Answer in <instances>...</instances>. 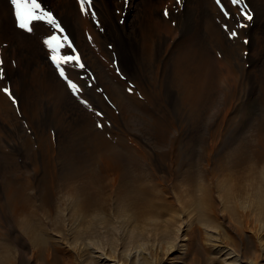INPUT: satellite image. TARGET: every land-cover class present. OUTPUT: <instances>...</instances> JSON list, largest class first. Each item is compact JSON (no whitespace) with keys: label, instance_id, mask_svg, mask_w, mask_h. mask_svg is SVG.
Instances as JSON below:
<instances>
[{"label":"bare ground","instance_id":"obj_1","mask_svg":"<svg viewBox=\"0 0 264 264\" xmlns=\"http://www.w3.org/2000/svg\"><path fill=\"white\" fill-rule=\"evenodd\" d=\"M245 1L251 20L231 0L230 17L212 0H91L88 15L41 0L81 52L75 96L47 60L51 26L18 29L0 0V88L17 101L0 91V264H264V0ZM254 96L261 116L229 127ZM80 150L102 161L108 213L84 196Z\"/></svg>","mask_w":264,"mask_h":264},{"label":"rangeland","instance_id":"obj_2","mask_svg":"<svg viewBox=\"0 0 264 264\" xmlns=\"http://www.w3.org/2000/svg\"><path fill=\"white\" fill-rule=\"evenodd\" d=\"M212 3L214 4V5H217V7H219L222 11H224V12H227V9H226V6H227V2H226V0H221V4H217V2H216V0H212ZM239 3H240V8H241V10L240 11H242V14H244V13H246L247 11L249 12V11H251V8H250V6L246 3V1L245 0H239ZM235 11H236V13L238 14L240 11L238 10V9H235ZM251 16H252V11H251ZM228 17H230V15H227ZM59 20V19H58ZM60 22V21H59ZM61 23V22H60ZM61 26L64 28V30H65V32H64V34L65 35H68V37H69V40L70 41H72V43H73V47L77 50V53H72V54H79V56H80V59H81V62L83 63V58H82V55H81V52H80V50H79V48H78V46H77V44H76V42H75V40L73 39V37H72V35L71 34H69L68 33V30H67V28H66V26L63 24V23H61ZM245 41H248V37H246L245 38ZM107 48L110 50L111 49V46H107ZM44 49L47 51V60L49 61V63L52 65V67L55 69V70H57L56 68H55V66L52 64V62H51V60L49 59V51H48V49H47V46L46 45H44ZM62 51V53L63 52H71V50L70 49H63V50H61ZM84 62H85V60H84ZM81 69V68H80ZM252 98H254L253 100H252ZM252 98H250V99H246V98H244L243 100H240V102H239V107H238V111H236V113L234 114L235 116H233L234 117V121L232 120V122L230 121L229 122V127H233V126H235V124H236V122L235 121H237V120H239V118L242 116H244L245 117V119H246V124H244V129H246V127L249 125L248 123H250V122H252L255 118H256V116H254L255 114L257 115V117L260 115L261 116V113H262V111H261V104L259 105V103H261V102H259L260 101V99H258V97L257 96H254V97H252ZM76 99V98H75ZM251 100V101H250ZM76 101L77 102H79V100H77L76 99ZM243 101V102H242ZM251 103H250V102ZM242 102V103H241ZM245 102V103H244ZM240 103H241V106H240ZM244 103V104H243ZM246 103H248V105H246ZM241 107V108H240ZM239 109H241V110H239ZM246 110V111H245ZM248 111V112H247ZM241 112H243V113H245L247 116H249L250 114H251V116H253V118H252V120H251V116H249V117H247V116H245L243 113H241ZM259 112H260V114H259ZM238 113V114H237ZM239 113H241V114H239ZM249 113V114H248ZM254 114V115H253ZM259 114V115H258ZM239 117V118H238ZM238 118V119H237ZM247 119H249V120H247ZM247 121H250V122H247ZM233 125V126H232ZM225 138L226 137H219V139H224L225 140ZM219 149V153H217V152H215V154H214V158H215V160L218 162V159L220 158L221 159V157L222 156H220V155H222V154H225V152L227 151V150H221L220 148H218ZM251 150H259L258 148H255V147H251L250 148ZM249 149V150H250ZM75 151V150H74ZM81 152H79V157L78 158H75V160H73V162H72V164L73 165H76L77 167L79 166L80 168L82 167V169H84L83 170V174L82 175H80L77 179H78V182L80 183H83V185H84V187L86 186V188H87V185H88V188L87 189H85L84 188V196H86L90 201H96V204H98L97 206L103 211V212H105V213H108L110 210V207L108 206V204H109V201H108V198L110 197V188H109V186L107 185V183L105 184V180H103L104 178H103V175L102 174H100V172L98 171V169L99 168H101L102 167V161H101V159L100 160H93V162H92V160L90 159V157H89V155L91 156V151L92 150H80ZM87 152V153H86ZM201 152V153H200ZM222 152V153H221ZM90 153V154H89ZM203 153H204V151H202V150H198V153H197V156L198 157H202V155H203ZM87 154V155H86ZM89 154V155H88ZM219 155V156H218ZM248 155V154H247ZM217 156V157H216ZM246 156V155H245ZM249 157H247V158H245L244 159V157L242 158V160L240 161V160H236L237 162H232L231 164H230V166H231V173H235V172H237V171H242V170H249L250 169V167L252 166V163H253V159L251 158V156L250 155H248ZM119 157V156H118ZM197 157V158H198ZM120 158V157H119ZM217 158V159H216ZM78 160V161H77ZM82 160H84V161H82ZM115 160V162H116V164H115V162H114V164L116 165V166H121V167H126V164H124L123 162H121V161H119V160H117L116 158L114 159ZM77 161V162H76ZM82 161V162H81ZM80 163H82V164H80ZM79 168V169H80ZM86 168V169H85ZM227 169H225V171L223 172V174H226V173H229L228 171H226ZM237 170V171H236ZM99 172V173H98ZM79 174V173H78ZM87 174V175H86ZM84 175V176H83ZM86 175V176H85ZM233 175V174H232ZM82 177V178H81ZM231 178V177H230ZM82 179H83V181L84 182H86L85 184H84V182L82 181ZM191 179V178H190ZM89 182V183H88ZM106 182H108V181H106ZM88 183V184H87ZM147 193H149L150 192V189L147 187ZM82 192V191H81ZM146 197H148V196H146ZM146 199H149V198H144V199H141V200H137V204L138 205H141L142 204V202L141 201H147ZM107 201H108V204H107ZM148 202V201H147ZM141 203V204H140ZM36 205V207H39V203H36L35 204ZM114 210L113 209H111V212L110 213H112ZM260 237V239H258L259 237ZM257 236V240L259 241H261V242H258V245H259V247H260V249H262V248H264V232H262V234L261 235H258ZM119 237H121V235H119ZM207 237V236H206ZM205 237V238H206ZM204 243L206 244V246H208V244H207V242L206 241H204ZM263 243V244H262ZM251 244V243H250ZM247 245H249V242L247 243ZM250 246V245H249ZM251 247V246H250ZM264 250V249H263ZM263 250H261L263 253H264V251ZM194 255V254H193ZM193 255H191V256H193ZM188 257L189 258V260L188 259H184V262L183 263H185V264H207V262L205 261V259L203 258V257H201L200 256V258H199V255H194L193 256V258L192 257ZM196 256H198V257H196ZM190 258L192 259V260H190ZM199 258V259H198ZM197 259V260H196ZM199 260V261H198ZM192 261V262H191ZM194 261V262H193ZM198 262V263H197ZM132 264V263H131ZM141 264V263H140Z\"/></svg>","mask_w":264,"mask_h":264},{"label":"snow or ice","instance_id":"obj_3","mask_svg":"<svg viewBox=\"0 0 264 264\" xmlns=\"http://www.w3.org/2000/svg\"><path fill=\"white\" fill-rule=\"evenodd\" d=\"M13 7V13L16 21V26L18 29H21L25 32L31 33L33 31L34 22L44 21L51 28L53 32L43 40L44 45L47 46L52 64L57 69L59 76L66 80L68 88L72 91L73 95L79 96L82 89L78 86L77 83L73 82L66 75V66L79 67L83 69L85 65L81 62L77 50L73 47L72 41L69 40L68 35H65L64 28L61 26V23L58 22L57 18L53 15L52 11L46 10L42 6L41 0H10ZM80 5V11L84 15H88V9L92 7L91 0H78ZM129 0H124L125 6H127ZM217 4H221V0H216ZM232 4H237L239 0H231ZM183 3V0H176V4L180 5ZM223 10V9H222ZM95 17V13H91ZM228 13L225 12V15ZM165 17H168L169 10L165 8L164 10ZM251 14L244 13V19L251 20ZM243 27L244 25H239ZM236 32L231 31L230 36L235 37ZM247 43V41H246ZM63 49H70L71 52H63ZM3 78V72L0 70V79ZM0 91L8 95L9 99L12 100V103L15 104L17 101L14 98L13 93L8 87L0 88ZM131 91V89H130ZM81 103H86V101L81 100ZM97 116H100V112H96ZM97 127H103L101 124H97Z\"/></svg>","mask_w":264,"mask_h":264}]
</instances>
